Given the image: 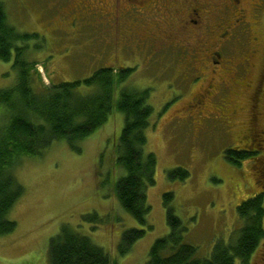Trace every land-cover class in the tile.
<instances>
[{
    "label": "rangeland",
    "instance_id": "1",
    "mask_svg": "<svg viewBox=\"0 0 264 264\" xmlns=\"http://www.w3.org/2000/svg\"><path fill=\"white\" fill-rule=\"evenodd\" d=\"M1 1L9 21L20 31L41 35L26 50L27 58L38 68V73L33 71L36 90L53 82L84 80L104 67H113L116 79L122 69H136L122 85L151 89L149 102L154 115L147 130L146 150L157 155L158 166L156 184L148 190L152 207L148 223L153 228L122 254L119 246L123 233L144 227L121 206L116 191L124 174L117 163L124 114L117 108L120 88L116 84V105L108 122L82 141L80 153L66 141H56L44 155L25 157L16 168L25 192L9 213V218L17 222L16 229L0 235V264H51L50 241L63 225L90 237L107 252L111 264H145L155 241L170 232L163 204L166 192H174L173 205L187 228L185 240L197 247L199 257L210 256L220 239L229 243L234 230L242 225L239 205L264 190V177L260 170L257 173L264 151L242 160L241 165L225 157L227 148L250 143L245 138L248 97L264 71L263 19L254 25L260 33L256 67L239 87L241 93L219 94L197 107L194 99L212 79L209 71L202 73L203 79L192 76L190 84L197 80L190 86L180 84L175 74L146 69L132 55V46L102 38L96 1L89 0V6L82 0ZM238 52L233 61L244 63V52ZM15 82L12 62L0 59V89ZM238 107L242 111L232 115V108ZM261 107L264 113V97ZM2 111L0 107L1 117ZM179 166L187 168L190 177L170 180L168 172ZM87 214L96 218L86 220ZM263 258L264 243L252 254L250 264H263Z\"/></svg>",
    "mask_w": 264,
    "mask_h": 264
},
{
    "label": "trees",
    "instance_id": "2",
    "mask_svg": "<svg viewBox=\"0 0 264 264\" xmlns=\"http://www.w3.org/2000/svg\"><path fill=\"white\" fill-rule=\"evenodd\" d=\"M40 39V34L24 33L13 25L0 0V59L12 62L16 73L15 84L0 89V107L4 112L0 116V235L11 233L17 227L9 213L25 192L15 174L22 159L42 156L53 143L61 140L80 153L82 141L108 122L117 103L118 110L124 114L117 157L124 174L117 183V196L121 206L144 227L123 233L120 252L128 253L153 228L148 223L152 210L148 190L157 181L158 158L146 150L147 130L154 115V107L149 102L151 89L122 85L135 68L122 69L116 79L114 68L104 67L84 80L53 82L38 91L34 88L33 73L34 70L38 73V68L27 58L26 50L31 41ZM116 84L120 90L115 103ZM237 147L225 150V157L236 165L257 153ZM190 175L182 166L168 172L170 180L184 181ZM174 200V192L164 193L170 232L155 241L145 264H236L238 260L241 264H250L252 254L264 242V190L239 205L242 225L234 230L229 243L218 240L208 257H199L197 247L186 242L187 228L176 213ZM95 218V214H87L84 219ZM49 252L51 264H111L101 246L68 225H63L51 239Z\"/></svg>",
    "mask_w": 264,
    "mask_h": 264
},
{
    "label": "flooded vegetation",
    "instance_id": "3",
    "mask_svg": "<svg viewBox=\"0 0 264 264\" xmlns=\"http://www.w3.org/2000/svg\"><path fill=\"white\" fill-rule=\"evenodd\" d=\"M82 1L89 6V0ZM94 1L98 3L102 38L132 46V55L146 69L175 74L180 84L190 86L197 80L190 84L192 76L203 79L202 73L209 71L212 79L197 93L194 106H204L219 94L238 95L246 75L256 67L260 33L254 25L261 23L260 18L264 21V0ZM238 51L244 52V63L233 61ZM260 76L248 97L245 138L250 143L242 146V150L259 154L264 151V71ZM241 111L238 107L231 112L238 115ZM257 167L263 178L264 159Z\"/></svg>",
    "mask_w": 264,
    "mask_h": 264
}]
</instances>
